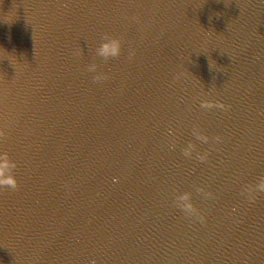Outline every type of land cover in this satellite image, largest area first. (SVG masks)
I'll return each instance as SVG.
<instances>
[{"label": "clouds", "instance_id": "1", "mask_svg": "<svg viewBox=\"0 0 264 264\" xmlns=\"http://www.w3.org/2000/svg\"><path fill=\"white\" fill-rule=\"evenodd\" d=\"M104 43L100 45L99 48L96 49V55L103 57L105 60L118 57L121 54V42L116 39L105 38ZM89 72H97V66L95 64H91L87 69ZM106 77L103 74H99L95 77L97 81L101 79H105ZM207 107V105H202ZM199 139H203L206 141V137H200ZM191 148V146H189ZM185 155H190V152L186 150ZM15 164L9 159L6 154L0 155V186H11L15 188L17 186V181L14 176L11 175V170L15 168ZM257 191H264V180H262L257 186ZM177 207L181 208L188 214H194L195 208L191 203V198L189 193H185L176 197ZM202 219V218H200Z\"/></svg>", "mask_w": 264, "mask_h": 264}]
</instances>
